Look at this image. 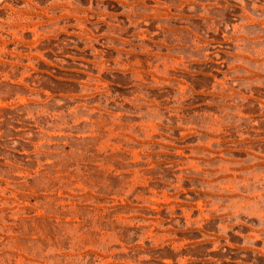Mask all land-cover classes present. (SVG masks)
I'll return each mask as SVG.
<instances>
[{"label": "rangeland", "instance_id": "obj_1", "mask_svg": "<svg viewBox=\"0 0 264 264\" xmlns=\"http://www.w3.org/2000/svg\"><path fill=\"white\" fill-rule=\"evenodd\" d=\"M0 264H264V0H0Z\"/></svg>", "mask_w": 264, "mask_h": 264}]
</instances>
